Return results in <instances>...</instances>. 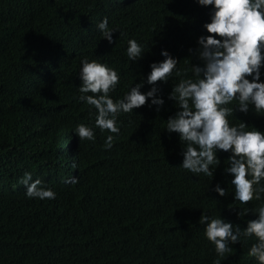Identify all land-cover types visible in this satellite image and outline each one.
Segmentation results:
<instances>
[{
	"label": "trees",
	"instance_id": "obj_1",
	"mask_svg": "<svg viewBox=\"0 0 264 264\" xmlns=\"http://www.w3.org/2000/svg\"><path fill=\"white\" fill-rule=\"evenodd\" d=\"M210 7L197 0H0V264H213L202 212L246 227L252 212L238 213L259 202H234L232 175L224 171L228 152L217 153L222 170L205 181L178 167L182 147L164 129L176 111L168 94L178 77L157 82L163 105L146 100L118 116L111 149L102 146L107 130L96 128L95 142L73 132L94 120L75 98L81 57L116 68L121 80L110 95L122 97L164 58L162 49L179 67L201 63L193 53L207 34ZM105 16L118 28L111 44L96 28ZM131 37L145 51L133 62L125 53ZM248 112L229 120L264 131V116ZM25 171L56 197H26L19 183ZM71 175L79 182L65 183ZM217 183L225 195L214 190ZM253 242L233 244L220 264H258L245 254Z\"/></svg>",
	"mask_w": 264,
	"mask_h": 264
},
{
	"label": "clouds",
	"instance_id": "obj_2",
	"mask_svg": "<svg viewBox=\"0 0 264 264\" xmlns=\"http://www.w3.org/2000/svg\"><path fill=\"white\" fill-rule=\"evenodd\" d=\"M197 3L211 6L209 19L202 25L207 34L197 38L198 47L193 53L201 63L191 62L188 67H179L177 57L162 49L160 55L164 58L150 63L146 78L142 75L138 83H129L123 96L114 99L110 93L120 83L118 70L98 58L81 57L78 71L81 83L75 98L89 106L94 120L89 124H75L73 132L80 141L95 142L96 128L102 133L107 130L102 146L111 149L120 133L118 116L132 113L146 100L152 105H163L165 101L158 95L157 82L178 77L168 94L176 111L173 115L168 113L170 116L164 125L167 132H175L169 134L170 139L176 138L182 147L183 159L178 167L200 174L205 181L222 170V157L217 153L226 151L229 155L224 171L232 175L234 202L259 201L255 207L238 213L240 217L249 212L255 214L254 219H247L243 228L221 215L202 212L199 223L204 226V237L214 245L213 264H220V258L232 251L233 244L249 237L254 242L248 247L247 256L264 264V131L238 118L237 123L229 120L237 110L247 113L251 109L264 116V0H197ZM96 28L109 44L113 42V32L118 30L109 26L107 16ZM189 52L193 50L190 48ZM125 53L130 61H136L143 57L144 45L131 37L127 39ZM188 72L191 75H187ZM145 83L151 87L142 92ZM174 154L175 150L171 152ZM76 167L73 161V168ZM178 175L174 172L170 176L175 179ZM64 182L76 184L79 178L71 175ZM19 183L28 198L51 200L56 197L53 188L39 177L33 179L31 171H25ZM214 190L221 196L226 194L219 183Z\"/></svg>",
	"mask_w": 264,
	"mask_h": 264
},
{
	"label": "bare ground",
	"instance_id": "obj_3",
	"mask_svg": "<svg viewBox=\"0 0 264 264\" xmlns=\"http://www.w3.org/2000/svg\"><path fill=\"white\" fill-rule=\"evenodd\" d=\"M233 104H234V102H233ZM234 117V116H233ZM246 124H248V123H246ZM249 125V124H248ZM262 198H264V194H262ZM255 201V200H254ZM256 203H258L259 201H255ZM255 218V214L254 213H251L248 217H247V219H254ZM247 219H246V221H247ZM245 254H247V252L245 253ZM254 259V258H253ZM255 261V260H254Z\"/></svg>",
	"mask_w": 264,
	"mask_h": 264
}]
</instances>
